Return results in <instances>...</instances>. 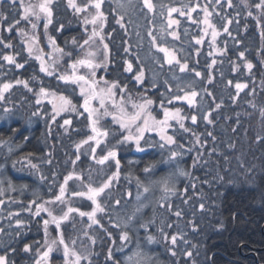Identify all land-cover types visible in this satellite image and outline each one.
I'll return each mask as SVG.
<instances>
[{
	"label": "trees",
	"instance_id": "16d2710c",
	"mask_svg": "<svg viewBox=\"0 0 264 264\" xmlns=\"http://www.w3.org/2000/svg\"><path fill=\"white\" fill-rule=\"evenodd\" d=\"M122 1L125 0H119V3L123 4ZM152 2L156 6L154 13H149L143 7L142 0H131L127 5L123 4V8L118 6L117 0H104L102 10L106 21L101 35L108 45V58L97 71L98 79L101 83L104 80L110 83L116 81L126 94L135 99H152L153 115L158 119L163 116L160 110L162 100L169 108H181L182 115H196L198 119L196 124H192L190 119L184 121L185 126L191 129L189 132H184L173 121L168 134L174 135L176 143L163 150L145 146L146 150L139 152L133 143L118 146L119 178L112 183L110 190L116 193L114 199L120 200L119 205L126 206L134 201L137 180L145 167L155 170L150 173L153 175L150 179L155 181L171 174L170 170L174 171L172 178L177 183L176 193L165 202L159 199L154 210V223L151 224V234L155 238L158 236L160 241L157 249L152 245L155 247L152 258L157 259L158 264H264V115L261 114L264 109V13L254 7L259 0H247V7L241 0H232L231 7L227 0H220L218 4L213 0L210 19L218 32L214 42L212 30L208 29L205 34L206 26L203 23H194L173 13V19L180 21L179 25L173 27L177 29L179 39H157V43L168 47L181 63H188L185 72H181L175 62L172 65L165 62L163 53L148 45L145 36L150 26L155 35L161 12L164 13L162 24L166 27L167 10L161 5L179 7L190 0ZM197 2L204 5L207 0H191L192 4ZM51 8L52 23L47 30L43 27V17L38 22L36 33L40 45L45 53L54 57L52 48L47 45L51 38L57 47L71 53L70 56L62 55L63 61L58 62L56 68L50 67L53 75L40 71L41 62L35 59L34 54L29 55L25 46L24 40L31 33V24L21 20L10 32L8 23L0 22V39L12 45L6 48L0 44V84L13 83V88L4 94L6 99L0 100V113L10 109L19 116L18 120L0 125V189L4 193L0 195L3 201L0 204V229H3L0 232V255L7 254L9 264H35L36 248L44 243L43 220L50 218L44 212L40 216L34 215L33 201L40 204L53 200L59 194L64 178L75 173L83 177V182L76 180L75 176L68 181L65 199L67 204L73 203L74 199L81 198L73 196V192L82 188L87 191L85 185L89 183L94 187L99 186L112 174L107 177L94 176L95 167L102 165L92 160L88 145H84L79 152L76 149V145L91 134L88 113L83 108L74 113L63 112L53 119L51 97H43L40 104L36 103L38 96L35 93L44 87L57 95H64L78 107L83 104L78 86L58 77L71 75L70 62L82 54L72 40L75 38L82 44L88 36L82 23L85 13L75 14L67 0H52ZM0 12L8 17L10 23H15L22 15V9L18 4L13 8L11 0H0ZM121 15L124 27L116 22ZM193 18L202 21L203 13L198 10L193 13ZM225 27L227 32L224 31ZM20 29H24L27 36H21ZM138 31L143 35L139 36ZM201 38L202 43L197 45L196 39ZM150 51L160 58L159 64H152ZM240 53L244 54L243 57ZM3 55H14L16 62L24 67L16 68L8 64L2 59ZM129 63L132 65L131 71L126 70ZM247 63L252 64L251 70L246 67ZM141 71L142 82L136 80ZM196 71L201 73L200 77L195 76ZM16 80L28 81L33 91L15 84ZM237 83L246 87L238 92L235 87ZM177 86L199 93L195 107L182 100L167 104L171 96L183 95L177 91ZM92 107L98 109L99 113L103 112L98 100H93ZM34 112L39 114L33 115ZM208 113H211V124L203 119ZM109 116L100 115L98 126L107 129L110 134L117 127ZM65 119L71 120V125H64ZM196 136H199V143ZM118 139H121V135L113 134L106 140V145L113 146ZM145 139L157 141V136L146 133ZM141 143L144 144L143 141ZM102 148H105L104 145L97 149V157L106 153H100ZM169 148L181 153L172 162L168 161ZM77 155L80 156L79 160L76 159ZM178 169H183L188 175L180 177ZM113 170L116 171L115 166ZM148 179H141L142 184ZM130 190L131 196L128 195ZM105 193L98 198L101 204ZM67 204L57 202L46 207L55 215L56 210L60 214L66 211ZM74 206L81 211H91L92 204L87 200L81 206ZM176 212L181 215L176 216ZM16 213L19 215H14ZM98 218L100 224L89 228L87 217L73 213L61 226L69 244L74 239L76 250L90 253L92 264H112L106 259L109 249L113 250L114 259L123 264L125 255L132 252L129 246H135L136 241L146 243L142 233L134 230L135 233L128 232L131 239L125 250L117 251L122 244L119 236L128 227L124 226V218L118 219L120 227H114L115 223L106 211L98 213ZM17 220L22 221L19 228ZM74 220L77 225L85 223V232L96 240L94 245L84 235L85 232L78 234ZM138 224L129 228H138ZM49 228L51 236L57 235L55 225L50 224ZM161 228L169 240L164 239ZM172 235L182 237L178 238L175 246L170 242ZM79 239L85 243H77ZM25 244L32 246V251L26 253ZM172 251L176 252L175 256L171 254ZM186 252H191L192 256H187ZM50 264H64L62 250L50 256ZM81 264H87V261H81Z\"/></svg>",
	"mask_w": 264,
	"mask_h": 264
},
{
	"label": "snow or ice",
	"instance_id": "6c2138e0",
	"mask_svg": "<svg viewBox=\"0 0 264 264\" xmlns=\"http://www.w3.org/2000/svg\"><path fill=\"white\" fill-rule=\"evenodd\" d=\"M68 6L74 10L75 14H81L85 13L83 16L82 23L85 26V32H88V25H91V34L87 36L86 39L83 40V43L80 44L77 42L75 38H73L72 43L79 47L83 51V56L81 58H78L71 64L72 73L71 75H60L58 79L67 82H70L72 84H76L80 87V94L84 98L83 102V109L85 112L88 113V119L91 123V134L87 136L86 139H83L76 145V149L79 152V150L84 146L88 145L90 149V155L92 160L95 161L98 165H105L106 163L114 162V166L116 171H114L110 176L107 177L106 180H104L99 186H93L91 183L86 184L85 187L87 191H77L73 192L72 195L76 197H86L87 200L91 201L92 207L91 211H81L78 207H72L68 206L66 211H63L62 215H54L53 211L46 207V205H55L57 202L59 204H67V201L65 199L66 194V186L68 184V181L73 179V176H75L76 180H80L83 182V177L79 174L70 173L68 176L64 178V183L59 188V194L54 197L53 200L44 201L43 203L36 204L35 201L32 202V204L35 205V211L34 215L40 216L42 212L47 213L48 217L50 219H44L43 225H44V232H45V240L43 245L36 248L35 255V264H49L50 256L54 251H61L63 252V260L64 264H81V261H87V264H92V261L90 259V253H87L86 251H77L75 248L76 240H71L70 244L69 241L65 239V236L63 232L61 231V226L64 221L69 220L70 215L72 213H77L80 217H87L88 221H90L88 227L91 228L93 225H99L100 219L98 218V213H104L105 207L101 204L99 201V197L105 193L106 189H110L112 183L114 181H117L119 178V170H120V160L118 159V151L117 147L120 145H123L125 143H133L135 145V148L139 152H144L146 150V147H159L160 149H165L167 146L173 145L176 143V140L174 138V135H169L168 130L173 127L172 122L175 121V123L179 126L180 129H182L184 132H189L191 129L185 126L184 121L187 119H190L192 124L197 123V116L191 115L185 116L182 115V109L179 107L169 108L165 105L164 101L162 100L160 103V110L163 113L162 118L158 119L156 115H153L154 109L152 108V105L154 101L150 98L142 97V102L137 103L131 99V97H128L127 100H125L124 96L121 95L119 101L115 99L117 92L115 90L119 89L120 91H124L120 87V85L116 81H112L111 83L107 80L103 81V86H100L101 82L96 79V70L100 67H102V63L98 62L96 60V51L88 50L85 48V46H90L91 43H95V39L98 37L101 43L104 40L103 35H101V32L104 27V23L106 21V16L102 10V5L104 3V0H84L83 4H78L77 0H67ZM241 2L245 5V7L248 6L247 0H241ZM129 3H131V0H129ZM143 7L147 9L149 13H154L155 11V4H153L152 0H142ZM213 0H207V2L204 5H200L198 2L195 4L191 3V0L188 4H182L179 7L176 6H168V5H161L162 8H166L167 10V24L166 28H162L161 31H167V29H172L174 25H179L180 21L178 19H173L172 14L177 13L179 16L186 17L189 20H192L194 23H203L205 28V34H207V30L211 29V36L213 42L215 41L216 36L218 35V32L211 22L210 17L213 15V11L210 10L212 6ZM215 3H220V0H215ZM19 5V8L22 9V15H20V19L15 20V23H10L8 21V17L3 15L2 12H0V22L8 23V31H12L15 29L21 20L27 21L31 24V28L33 32L37 29L38 24L37 22L43 17L45 20V23L43 25L44 29L47 30L48 26L52 23V0H38L37 3H32L31 0H28V3H25V0H11V6L15 8ZM117 4L120 8H123L124 5L119 3V0H117ZM227 4L229 7L232 6V0H227ZM255 8L260 9L262 13H264V0H259L258 3L254 5ZM90 9H94V11H90ZM200 11L203 13V19L202 21H197L193 18V13ZM19 15V13H17ZM218 14V13H217ZM250 16L252 15L251 12L248 13ZM161 15H164L163 12H161ZM118 24L121 25V27H124L123 25V15L120 16V18L116 21ZM228 23L230 24L231 21L229 20ZM61 28L64 27L63 24L60 25ZM224 31L227 32V27L224 28ZM21 36H27V32L24 29L19 30ZM148 35L151 37V41L154 47L157 48V50L161 53H164V57L166 62L169 65H172L173 62H175L176 65H179V70L181 72H185L188 70V63L185 61L184 63H181L179 59L176 58L175 54L169 50L168 47L164 46L163 44L157 43V37L153 35L151 31H149ZM168 35L172 36L174 39H179V36L175 29L168 32ZM264 35V33H262ZM32 43H29L28 45V52L29 55L33 54V46L32 44L36 42V37L33 35L31 37ZM50 43L52 44L53 51L60 53L61 55H71V53H65L62 48H59L56 46V43L54 40L49 38ZM196 44L199 45L202 43L201 39H196ZM0 44H4V47L11 48L12 45L10 43H5L3 39H0ZM104 50H105V61L107 60V49L108 45L103 44ZM37 54L35 55V59L39 60L41 62L40 71L45 72L47 75H53V71H50V65H46L43 55H42V49H39L37 47ZM211 55V53H210ZM241 57H243V53H240ZM2 59L6 61L10 65H15L16 68H23L24 65L21 63L16 62V58L14 55H3ZM55 63V61L53 62ZM213 64L216 63L215 60L212 61ZM79 67H83L87 70L86 74L78 75L77 69ZM246 67L251 70L253 67L251 63H247ZM127 71L132 70V65L129 63L127 65ZM194 71V70H193ZM195 76L200 77L201 73L196 71ZM143 78V72L136 76L137 81L142 82ZM209 83H211V78H209ZM231 83V82H229ZM15 84L17 85H23L24 88H27L28 91H33L31 87H29L28 81L24 80H16ZM237 91L242 90L246 87L244 84L237 83L235 85ZM13 88L12 82H5L3 84H0V100L6 99L5 93L9 92L10 89ZM170 90V89H169ZM177 91L183 93V95H173L170 98L167 99V104H173L174 101H187V104L191 107H195L197 103V97L199 93L195 90L191 91H185V89L180 88L177 86ZM206 91V90H205ZM38 96V99L36 100L37 104L41 103V98L43 97H51L50 102L53 104V113L54 116L60 115L62 112H77L76 105L72 103V101L63 96V95H57L54 92H50L46 90L44 87L39 88V92L35 93ZM208 95H211V93H208ZM92 100H98L100 108L104 109L102 113H99L98 109L91 107V101ZM108 102H111V110H109ZM131 105V111L128 110L127 105ZM217 108L220 107L219 104L216 105ZM10 111V109H5V112ZM39 113L34 112L33 115H38ZM261 114L264 115V109L261 110ZM96 116L94 119L93 116ZM100 115L103 116H112L113 122L116 124H119L120 128L123 129L127 134L124 135L121 134V139H118L116 141V144L113 145L111 148H107V151L105 154L100 155L97 157V149L101 148L102 145L106 148V140L109 136V131L107 129H101L98 126ZM211 113H208L203 116V119L207 121L209 124L212 123V120L209 118ZM72 121L69 119L64 120V125H71ZM149 132H156L159 136V141H149L145 139V133ZM208 135H212L211 133H208ZM144 142L142 145L141 142ZM91 142V143H90ZM196 142L199 143V136H196ZM180 147H183L181 145ZM103 151V148L101 149ZM169 157L168 161L172 162L177 157L181 155V153L177 151H173L169 148ZM77 160L80 159V156L77 155ZM75 163V161L73 162ZM32 167H35V165H31ZM151 169L149 167L144 168V172L148 173ZM179 175H188L183 169H179ZM91 179V177H89ZM151 184L157 185L160 187V190L164 195L162 196V200H167L170 195H174L176 192L175 183L173 182L172 174H169L167 176L162 177L159 180L151 181ZM138 187H143L144 192L149 191L148 186H144L139 180H137ZM3 190L0 189V195H3ZM129 196H131V193H128ZM136 200H140V195L138 194L136 197ZM3 201L0 200V204H2ZM115 203L119 205L120 200H116ZM145 205L141 204L136 211L139 212ZM163 203H161V207H163ZM170 207V205H169ZM204 205L201 204V208H203ZM31 211V209H29ZM14 215H19L18 213ZM176 216H180V212L175 213ZM133 217H129V220H131ZM17 227H21L22 221L17 220ZM151 223V222H150ZM55 225L56 230L58 231V236L56 238H49L48 233V227L49 225ZM125 227H127V222H125ZM171 227V225H168ZM114 227H120L119 224H114ZM141 227L147 228V224H142ZM3 229H0V232H2ZM161 234L163 235L165 240H169V236L167 234H164L163 228L160 229ZM85 236H88V233H84ZM178 237L177 235H172L170 237V242L173 246L177 244ZM88 239L91 241V243L94 245L96 243V240L92 236H88ZM148 243H152L155 241V237L152 235H148L146 237ZM119 240L125 243H122L116 250L122 252L124 248L127 245V242H129L130 237L127 231H122ZM115 243V241H113ZM24 251L30 252L32 251V246L25 244ZM173 256L176 255L175 251H172L171 253ZM187 256L191 257V252L185 253ZM107 260L112 261V264H121V261L114 259V253L112 249L108 250L107 253ZM0 264H9V258L7 254L0 255ZM123 264H152V257L149 256L146 252H143L139 245H137L135 251L132 252L131 255L125 257Z\"/></svg>",
	"mask_w": 264,
	"mask_h": 264
},
{
	"label": "rangeland",
	"instance_id": "374dc122",
	"mask_svg": "<svg viewBox=\"0 0 264 264\" xmlns=\"http://www.w3.org/2000/svg\"><path fill=\"white\" fill-rule=\"evenodd\" d=\"M31 2L32 3H37L38 2V0H31ZM128 2H129V0H125V1H122L121 3H123L124 5H127L128 4ZM25 3H28V0H25ZM77 3L78 4H83L84 3V0H77ZM91 11H94V9H90ZM172 18H173V16H172ZM158 19H159V24H158V27H157V31H156V33H155V35L154 36H156L157 37V39H159L160 41H165V40H169V39H173V37L172 36H170V35H168V32H170V31H172L173 30V28L172 29H167V31H164V32H162L161 31V29L162 28H166L165 26H163V24H162V19H164L163 18V15H161V13H159V15H158ZM39 22V21H38ZM38 22H37V24H38ZM88 27V35H90L91 34V28H92V26L91 25H88L87 26ZM174 28H175V26H173ZM175 30H177V29H175ZM30 31H31V33L29 34V36L24 40V43H25V46L27 47V49H28V45H29V43H32V41H31V37L33 36V35H35V37H36V42L35 43H33L32 44V46H33V54L34 55H36L37 54V47L39 48V49H42L43 51H42V55H43V59H44V61L48 64V65H50V66H53L54 68H56L57 67V65H58V62H62L63 61V59H62V55L60 54V53H57V52H54L53 51V47H52V45L47 41V45L49 46V47H51L52 48V51H53V53H54V57L51 55L50 56V53H45L44 52V48H43V46H41L40 45V38L37 36V33H36V30L33 32V30H32V28H31V26H30ZM149 31H151L152 33H153V30H152V27L150 26L148 29H147V32H146V34H147V36H145V39H147V41H148V45H150L151 47L153 46V44H152V41H151V37L148 35V33H149ZM187 31V30H186ZM177 32V31H176ZM138 33H139V36L140 35H143L142 33H140L139 31H138ZM103 44H105V42H104V40H103V42L101 43V41L99 40V38L97 37L96 39H95V43H91L90 42V46H85V48L86 49H88V50H93V51H96V53H97V55H96V60L98 61V62H101L102 63V65H103V63L104 62H106L105 61V50H104V47H103ZM154 47V46H153ZM81 52H82V54H81V56H80V58L83 56V51L81 50ZM108 54V49H107V53H106V55ZM163 55H164V53H163ZM107 58H108V55H107ZM164 60H165V58H164ZM55 61V63H53ZM150 61L152 62V64H155V63H157V64H159V62H161V60H160V58L159 57H156V56H153V54L151 53V51H150ZM165 62H166V60H165ZM71 64L73 63V62H70ZM71 64H70V67H71ZM101 68V67H100ZM100 68H98L97 70H96V79L97 80H99L98 79V76H97V71L100 69ZM86 72H87V70L85 69V68H83V67H79L78 69H77V74L78 75H83V74H86ZM78 86V85H77ZM100 86H103V83H101L100 84ZM244 89V88H243ZM242 89V90H243ZM116 92H117V95H116V97H115V99L117 100V101H119V99H120V96L121 95H123L124 96V98H125V100H127L128 99V97H130L128 94H126L125 93V91H120L119 89H117V90H115ZM78 93L80 94V87L78 86ZM59 96V95H58ZM64 96V95H63ZM80 96H81V94H80ZM81 99H82V102H84V98L81 96ZM131 99L133 100V101H135V102H137V103H140V102H142V98H139V99H135L134 97H131ZM182 101H184V100H182ZM92 102H93V100L91 101V107H92ZM185 102V101H184ZM74 105H76V108L77 109H79V108H83L82 107V105H80V107H78L77 106V104H75V103H73ZM108 107H109V110H111V102H108V105H107ZM127 107H128V110L129 111H131V105L129 104V105H127ZM52 108H53V104H52ZM93 108V107H92ZM53 111V110H52ZM103 111H104V109H103ZM63 113V112H62ZM61 113V114H62ZM64 113H74V112H64ZM63 113V114H64ZM87 113V112H86ZM60 114V115H61ZM60 115H57V116H60ZM111 119H112V116H109ZM18 118H19V116H17V114H15V113H13V112H10V111H8V112H5V113H0V125H3V124H7V123H10L12 120L13 121H15V120H18ZM5 122V123H4ZM111 122L113 123V125H115V127H117V130L115 131V132H112V133H110L109 134V136H108V138H110L113 134H124V135H126L127 133L123 130V129H121L120 128V126H119V124H116V123H114L113 122V119L111 120ZM169 131V130H168ZM149 133H153V134H155L156 136H157V141H159V136L157 135V133L156 132H149ZM146 134V133H145ZM108 138H107V140H108ZM112 146H110V145H107V147L106 148H103V151H100V153H102V152H106L107 151V148H111ZM118 151V150H117ZM114 168V162H110V163H106L105 165H102L101 167H95V170H94V176H96V175H99V176H101V177H103V176H108L111 172L113 173L114 172V170L112 171V169ZM144 170V169H143ZM142 170V174H141V176H139V178H138V180L142 183L143 181H141V179L142 180H144L145 178H149L148 180H146L145 182H144V186H148L149 187V191H147V192H144V189H143V187H138V185H137V190H136V193H135V198L133 199L134 201L132 202V203H127V205L126 206H124V205H122V207H121V205H114V204H116V203H114L116 200L114 199V196H115V194L113 193V192H111L112 190H108V192L107 193H105L104 195H103V197L101 198V201H102V205L104 204L105 205V211L107 212V213H109V215H110V217H111V219H112V221L115 223V224H120L118 221V219L121 217V218H124V215H127V216H130V217H133L131 220H129V217H125L124 218V224H125V222H127V225H128V227L127 228H124L123 230L124 231H127V232H129V233H135V232H133L134 230H136V233H139V232H141L142 233V235L145 237L144 239H145V241H146V243H142V242H140V241H136V244H135V246H129L131 249H132V252L133 251H135V249H136V247H137V245H139V247H140V249L143 251V252H146L149 256H151L152 257V253L153 252H155L154 251V248L156 247V249H157V245L160 243V241H159V237L157 236V238L155 239V241L154 242H152V243H148V241H147V239H146V237L148 236V235H152L151 233L153 232V228H152V226H151V224L152 223H154V219H155V215H154V210H156V206H157V203H158V201H159V199H161L162 198V191L160 190V187L159 186H157V185H154V184H151L150 182L151 181H155L154 179H150L151 177H153V175H151L150 173H153L155 170H151L150 172H148V173H145L144 171ZM179 170V169H178ZM174 171H171L170 170V172L169 173H171L172 175L174 174L173 173ZM148 174V175H147ZM178 175H179V173H178ZM105 177V178H106ZM180 177H182V175H180ZM104 178V179H105ZM102 179V178H101ZM160 179V178H159ZM174 182V181H173ZM175 183V182H174ZM175 187L177 188V183H175ZM81 191H83V188L82 189H80ZM130 193H131V190H130ZM176 193V192H175ZM127 194V193H126ZM140 195V200L139 201H137L136 200V197H137V195ZM159 195H161V196H159ZM173 195H170L169 197H168V199L169 198H171ZM167 199V200H168ZM113 200V201H112ZM166 200V201H167ZM162 202H165V200H162ZM74 203V204H73ZM73 203L72 202H69V204H67L66 205V207H68V206H72V207H75L74 205H80L81 206V204H83V203H87V199L85 198V200H83V197H81V198H79V199H74V201H73ZM71 204H73V205H71ZM141 204H143V205H145L139 212H137L136 211V209L141 205ZM84 211V210H83ZM148 212H150L151 214L150 215H148L147 213ZM55 215H62V214H60V211H58V210H56L55 212ZM73 214V213H72ZM148 215V216H147ZM71 216V215H70ZM145 217L144 219H142V217ZM136 217H138L137 219H135ZM135 219V220H134ZM133 220V221H132ZM75 224H76V221L74 220L73 221ZM151 222V223H150ZM137 223H139L137 226H138V228L136 227L135 229H130L129 228V226H132L133 227V225L134 224H137ZM142 224H147V228H145V227H141V225ZM85 223H81V225H75V230L78 232V234L80 235L81 233H83V232H85L86 231V229H85ZM158 227V226H157ZM128 229H130V230H128ZM158 229H159V227H158ZM51 230H50V228L48 227V233L50 232ZM131 231V232H130ZM91 232H92V230H91ZM64 234V233H63ZM139 235V234H138ZM58 236V232H57V235H53V236H51L50 234H49V238L51 239V238H56ZM132 236V235H131ZM153 236V235H152ZM66 239V238H65ZM131 239V238H130ZM67 240V239H66ZM86 241H87V239H86ZM78 242H81V243H85V241H83V240H81V239H79L78 241H77V243ZM119 242H120V240H119ZM121 243H123L122 241H121ZM127 245H128V243H127ZM152 245H155V247L154 246H152ZM70 247H71V245H70ZM127 247V246H126ZM125 247V248H126ZM125 248H124V250H125ZM78 251V250H77ZM56 251H54L53 253H55ZM132 252L131 253H128L127 255H125V257H127V256H129V255H131L132 254ZM53 253L51 254V255H53ZM125 259V258H124ZM49 264H50V260H49ZM152 264H158V260L156 259V260H154L153 258H152Z\"/></svg>",
	"mask_w": 264,
	"mask_h": 264
},
{
	"label": "clouds",
	"instance_id": "9594fccd",
	"mask_svg": "<svg viewBox=\"0 0 264 264\" xmlns=\"http://www.w3.org/2000/svg\"><path fill=\"white\" fill-rule=\"evenodd\" d=\"M162 195H164V193H162Z\"/></svg>",
	"mask_w": 264,
	"mask_h": 264
}]
</instances>
